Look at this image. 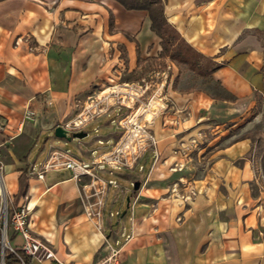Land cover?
Listing matches in <instances>:
<instances>
[{"label": "crops", "instance_id": "1", "mask_svg": "<svg viewBox=\"0 0 264 264\" xmlns=\"http://www.w3.org/2000/svg\"><path fill=\"white\" fill-rule=\"evenodd\" d=\"M163 1L168 23L201 55V72L179 61L200 85L172 57L176 42L166 50L147 9L119 0H0L6 190L13 206L29 204L32 233L55 252L31 264H96L110 244L122 246L120 264H264V0ZM131 84L145 86L137 100H108L82 129L87 135L60 138H78L73 154L91 160L119 137L120 116L141 107L150 120L157 148L141 159L143 170L116 172L98 227L73 172L39 178L28 171L30 154L37 129L59 138L55 127L80 114L76 98L93 89L119 98ZM257 121L258 135L247 133ZM192 189L199 192L185 200Z\"/></svg>", "mask_w": 264, "mask_h": 264}, {"label": "built area", "instance_id": "2", "mask_svg": "<svg viewBox=\"0 0 264 264\" xmlns=\"http://www.w3.org/2000/svg\"><path fill=\"white\" fill-rule=\"evenodd\" d=\"M144 89L143 85L131 84L126 94L120 96L116 102L124 103L126 99L137 100ZM156 96H159L158 89L153 93V97ZM51 102L48 100V103ZM147 105L151 110L158 109L151 99ZM148 106L144 109H147ZM34 112V109L28 108L25 117L31 118ZM95 113L94 111L87 116H82L80 113L77 118L66 122L64 127L67 131L82 130L89 124ZM149 122L150 120L143 117L141 107H137L135 111L130 110L118 118L117 123L121 129L119 137L108 150L95 155L91 160L75 156L68 148L52 147L41 165L33 163L28 171L30 174H36L39 178H44L45 173L50 170L70 169L73 172V178L83 185L80 197L86 216L98 227H102L106 196L111 186H119L115 170H143L144 165L141 163V159L147 151L157 148L158 140L151 130ZM5 124L0 115V130L4 128ZM104 173L109 174L110 177L105 178ZM198 192L199 190L192 189L190 194L183 195V198L190 199ZM114 215L115 212L111 211L110 216ZM11 230L22 236L23 242L20 246L11 243L9 237ZM108 249V254L99 259L96 264H120L122 246L117 247L110 244ZM26 257L38 260L53 259L55 252L47 241L32 233L29 204L24 202L17 207L12 205V200L6 190L5 163L0 157V264H31Z\"/></svg>", "mask_w": 264, "mask_h": 264}, {"label": "rangeland", "instance_id": "3", "mask_svg": "<svg viewBox=\"0 0 264 264\" xmlns=\"http://www.w3.org/2000/svg\"><path fill=\"white\" fill-rule=\"evenodd\" d=\"M174 35L175 34H173L172 32H171V34H168L169 38L171 39L170 40V44H173L176 41V39H177V37H175ZM182 48H181V50H182V52L184 54L185 49L188 50V47H187V45L183 44ZM188 54H191L190 51H189ZM173 56L174 55L172 54V57ZM175 61H177V63L179 64V67H180L181 71L187 72L188 74H190L191 80L194 81L195 85H200L201 79H200V77L198 75H196V73L191 72L186 64L179 62L180 60L177 57H176ZM146 73H148V71ZM133 76L135 77L136 75H133ZM211 87L212 88H210V90H211L212 93L217 94L219 92L215 88V86L213 88V86L211 85ZM98 91H101V90H98ZM90 93H91L90 96H87L85 94V96L82 97V98H78V99L76 98V103H77L76 113L77 114L78 113H82V116H87V114L91 115L92 114V110H96L95 114L104 113L105 109H107V106H108V100H112V101L115 102L118 99L116 96H112V95H114V93L112 94L110 92L109 93H103L102 95L98 96V94H97L98 92H95V90L93 89V90H91ZM38 100L39 101H43V98L42 99L38 98ZM45 104L47 106L49 105L50 107L52 106V104H49L48 102H45ZM47 106L45 107V110L50 109V108H47ZM100 109H102V110L100 111ZM34 114H35V112H34ZM34 114L32 115L31 118H26V120L34 119ZM54 114L55 113L53 111L51 113L49 112L48 115L44 116V121L46 120L48 122H52L53 119L55 118ZM249 118H250V115L247 116V117L244 116L243 120H247L248 121ZM66 122H68V120H66L64 123H66ZM36 132H37L35 134L36 135L35 136L36 145L34 146V148L31 151V154H30L31 162L36 163V165H38V166L41 165L42 161L46 157V154L48 153L49 148H52V147L68 148V149H70V151L72 153H74L76 155L79 154L78 146L76 145L78 140H79L78 138H74L72 141H67V144H65L64 141L61 140L60 138L51 137V135L47 131L38 130L37 129ZM88 132H89V135L86 136V137L91 138L90 136L94 134L93 127L88 129ZM259 132H260V122L257 121V122H255L253 124L252 129L249 132H247V133L257 136ZM71 134L72 133H69V135H71ZM5 146H7V145L5 144ZM262 149H263L262 151L264 153V143H262ZM0 157H1V150H0ZM121 171L122 170H115V172H118V173L121 172ZM52 172H58V173H61V174H69L70 173V169L53 170V171L48 172L47 175H51ZM134 173H137V172H134ZM103 176L105 178H109L110 177V175L107 174V173H104ZM131 187L133 188L134 186L131 185ZM113 188H115V187H113ZM9 237H10V241H11V243L13 245H20L21 242H23L22 236L20 234H18V233H14L13 230L10 231Z\"/></svg>", "mask_w": 264, "mask_h": 264}, {"label": "trees", "instance_id": "4", "mask_svg": "<svg viewBox=\"0 0 264 264\" xmlns=\"http://www.w3.org/2000/svg\"><path fill=\"white\" fill-rule=\"evenodd\" d=\"M119 1L129 8L147 9L149 11L152 20V28L163 38V43L165 45L166 50L167 51L170 50L171 39L169 38L168 34H171L172 32L173 34H175L174 36L177 37L175 41L176 45L172 50V54L174 55V57H177L180 61L187 63L194 69H197L199 72H201L200 66L197 65L198 62L197 60L201 59V55L197 53L195 50H193L188 44H186L185 41L180 37L179 33L168 23L164 13L163 0H119ZM183 44L187 45L188 47V50L185 49L184 54L181 50ZM189 51L191 54H188ZM209 65L210 66L213 65L211 61L209 62ZM26 259L27 261L31 262L30 257H26Z\"/></svg>", "mask_w": 264, "mask_h": 264}, {"label": "water", "instance_id": "5", "mask_svg": "<svg viewBox=\"0 0 264 264\" xmlns=\"http://www.w3.org/2000/svg\"><path fill=\"white\" fill-rule=\"evenodd\" d=\"M55 135L59 138H67L68 140H70L72 137H83L85 135H87V132L83 131V130H79V131H76V132H73L72 135H69L68 134V131L67 129L62 126V125H57L55 127ZM140 186V182L139 181H136L134 183V188H139Z\"/></svg>", "mask_w": 264, "mask_h": 264}]
</instances>
